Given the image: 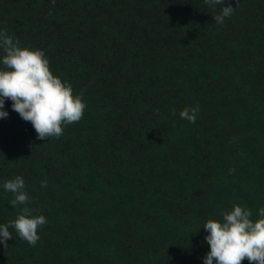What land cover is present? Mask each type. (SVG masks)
<instances>
[{
    "label": "trees",
    "instance_id": "16d2710c",
    "mask_svg": "<svg viewBox=\"0 0 264 264\" xmlns=\"http://www.w3.org/2000/svg\"><path fill=\"white\" fill-rule=\"evenodd\" d=\"M225 3L218 25L223 5L203 0H0V31L42 50L87 104L39 140L5 101L0 224L19 214L3 189L16 176L47 224L35 247L10 227L0 264H204L207 220L235 204L259 218L264 0ZM196 105L195 123L180 118Z\"/></svg>",
    "mask_w": 264,
    "mask_h": 264
},
{
    "label": "clouds",
    "instance_id": "9594fccd",
    "mask_svg": "<svg viewBox=\"0 0 264 264\" xmlns=\"http://www.w3.org/2000/svg\"><path fill=\"white\" fill-rule=\"evenodd\" d=\"M204 4L215 9L223 5L221 11L213 16L218 25H223L226 18L234 14L235 7L225 0H203ZM53 6L55 0H52ZM238 7L240 0H236ZM51 15V11L49 12ZM0 49L4 55L0 63V119H6L5 101L12 102L11 107L26 122H30L37 133V139L59 138L64 129L80 122L87 107L83 92L73 93L72 85L55 76L50 70L49 60L39 49L20 47L19 40L0 31ZM200 112L199 105L185 107L180 118L195 123ZM172 115H176L173 110ZM234 173L235 169H230ZM47 187V180L41 182ZM25 181L21 176L3 183L5 192L12 193L10 205L19 207L17 217L9 224H0V244L7 248V241L12 239L9 228H13L20 239L35 247L40 239L38 230L47 224L44 215H34L29 207L32 198L25 190ZM23 206V207H20ZM222 220L209 219L203 225L207 232L205 241L210 247L203 257L204 264H242L247 259L249 264H264V207L258 210V219H252V211L239 204L230 211L221 213Z\"/></svg>",
    "mask_w": 264,
    "mask_h": 264
}]
</instances>
